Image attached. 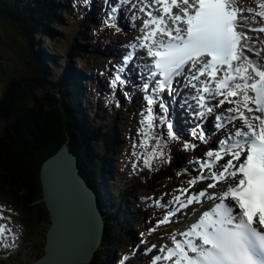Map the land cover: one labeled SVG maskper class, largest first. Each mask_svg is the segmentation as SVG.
<instances>
[{"label":"snow or ice","instance_id":"snow-or-ice-1","mask_svg":"<svg viewBox=\"0 0 264 264\" xmlns=\"http://www.w3.org/2000/svg\"><path fill=\"white\" fill-rule=\"evenodd\" d=\"M258 9H241L237 0H116L103 22L120 32L117 20L122 10H135L133 21L142 19V36L124 45L129 51L110 82L112 86L128 83V65L137 50H146L150 63L138 65L142 89L148 94L143 97L147 106L139 129L144 150L134 153L137 162L142 159L145 167L154 170V163L171 162L173 142H181L182 151L197 149V141L208 144L209 117L214 116L216 133L226 130L211 141L213 147L202 158L185 166V172L189 168L197 172L187 181L188 187L174 189L166 202L153 200L168 211L150 232L171 224L190 206L196 219L185 231L169 233L172 245H162L151 264H264V63L258 59L264 55V40L258 36L253 41L239 30L244 24L249 31L264 33V0H258ZM244 11L253 14L251 21L242 15ZM182 93L180 107L186 106L190 119L184 123L190 128L182 127L171 113ZM226 103L230 107L217 112ZM186 134L192 139L184 140ZM205 180L210 181L207 187L197 190ZM3 211L0 206V219H5ZM17 238L11 228L0 224L4 247L14 246ZM155 248L152 244L145 251ZM131 255L125 254L120 264H127Z\"/></svg>","mask_w":264,"mask_h":264},{"label":"trees","instance_id":"trees-1","mask_svg":"<svg viewBox=\"0 0 264 264\" xmlns=\"http://www.w3.org/2000/svg\"><path fill=\"white\" fill-rule=\"evenodd\" d=\"M252 2L258 5V0ZM67 7L62 0H0V26L9 24L22 37L18 56H4L0 51V196L8 200L11 208L24 214L27 237L37 229L46 237L50 220L41 184V167L69 141L81 173L107 198L101 201L107 222L104 239L90 264H108V257L113 259L123 249L122 244L128 245L130 239L125 238V232L131 230L132 222L139 216L131 213L135 209H130L127 203L120 209L118 218L107 213L108 210L115 213L109 200L117 191L111 185L106 190L103 185L110 184L117 173L114 151L120 148L116 139L119 135L105 111L93 104L89 94L85 95L82 77L70 65L73 56L84 60L89 57L91 47L82 42L89 39L85 35L91 22L83 21L85 28L66 45L68 68L64 67L61 56L51 54L61 52L62 46L50 52L41 50L44 37L61 40L55 28L65 24L60 14ZM3 36L6 37L0 32L1 41ZM5 41L10 43L8 39ZM60 67L63 72L55 74V69ZM180 156L175 153L171 167L161 168L145 183L138 180L139 185L149 190L152 184L164 181V177L170 178ZM135 191L128 185L120 191V196L133 197ZM37 246L35 251L40 252ZM27 259L21 249L11 251L6 259H0V264H22Z\"/></svg>","mask_w":264,"mask_h":264},{"label":"water","instance_id":"water-1","mask_svg":"<svg viewBox=\"0 0 264 264\" xmlns=\"http://www.w3.org/2000/svg\"><path fill=\"white\" fill-rule=\"evenodd\" d=\"M40 176L51 226L46 256L35 264L89 262L101 245L105 223L97 195L68 142L47 158Z\"/></svg>","mask_w":264,"mask_h":264},{"label":"rangeland","instance_id":"rangeland-1","mask_svg":"<svg viewBox=\"0 0 264 264\" xmlns=\"http://www.w3.org/2000/svg\"><path fill=\"white\" fill-rule=\"evenodd\" d=\"M79 1H81V0H79ZM76 4H78V3H76ZM85 4H86L85 0H82V3H81L82 7H84ZM237 6L238 7L240 6L243 9H246V7H248L247 4L245 3V0H237ZM256 9L259 10L258 7ZM64 15L69 20V22H68L69 24H68V26H61L60 27V30H62L63 36H64V40L61 42L62 45H66L67 43H69L72 40V38L74 36L75 29H76V23H77V20L75 18L71 17L69 19L68 15H66V14H64ZM242 15L247 17L249 21H251L252 16H253L252 13H249L247 11H244ZM0 27H1V29H0L1 35L6 36V37L3 36L4 37V38H2L3 42L0 40V51H1V53L4 56L15 57L16 54L18 56V49H19L18 44H19V42H22V37L18 34L17 30L9 24H6V23L1 24ZM240 27L243 29L244 32H247L252 37L253 41H256V38L258 37L257 32L249 31L248 26L244 25V24H241ZM5 29H7V31H5ZM4 39L5 40L8 39L11 44L8 41H5ZM52 46L53 45L51 44L50 47L52 48ZM63 52H64V50L61 52L58 51V53H60V54H63ZM67 58L68 57L64 55V59L67 60ZM103 100H105V99H103ZM115 111H116L115 107H114V109H110L106 115L107 118L109 119L112 116V114L115 113ZM136 146L137 145H135V147ZM124 152H125V150L122 151V153H121V161H120V164L122 166L123 171L121 172L122 173L121 176H119V175L117 176L116 180L122 182L123 184H130V182L133 181L134 177L138 173H140L141 170H143V169L136 168L135 170L130 169V172L126 171L127 168L131 167L135 163L136 156H133L132 160H130L133 163L128 164L127 162L129 159L126 156V153L124 155ZM173 188H176V186H174ZM143 193L146 194L145 192H143ZM147 200H149V198H147ZM6 201L8 202L7 199L2 198L0 196V206H3V209H4L3 215L5 217V219H0V224L6 225L8 228H10L12 226V228H14L17 232L18 231V223L20 224V221H17L18 223H16L15 216H18L17 212H16V208H13L14 211L11 210L10 207L8 206V204L6 203ZM7 206H8V209H7ZM150 212H151V214L149 216L153 219V215H155V218H156L155 211H150ZM20 215H21V211L19 210V216ZM7 217L10 218L9 223L11 226H9V224L6 222ZM24 232H26V231L24 230ZM17 234H18V232H17ZM26 235H27V233H25V236ZM38 237H39V240L44 239L43 233L38 231ZM23 243H25V242H23ZM40 246H41L40 247V249H41L43 246L42 241H40ZM14 264H17V263H14Z\"/></svg>","mask_w":264,"mask_h":264},{"label":"bare ground","instance_id":"bare-ground-1","mask_svg":"<svg viewBox=\"0 0 264 264\" xmlns=\"http://www.w3.org/2000/svg\"><path fill=\"white\" fill-rule=\"evenodd\" d=\"M65 11H63L60 15H62V18L65 20L66 19V17H65V15L64 14H66V15H68V17H69V19L71 18V17H73L74 18V14H73V10H72V7H70V6H68L66 9H64ZM56 13L58 14V11H56ZM85 28V26L83 25V24H81V23H76V29H75V32H74V36H73V38H72V40H74L75 39V36H76V34L77 33H81V31L83 30ZM55 30H56V32H57V34H58V37L57 38H60L61 40H54V37L52 38V37H47L46 38V41H48V43H47V48L48 49H53L54 47H55V44H60L63 40H64V36H63V34L58 30V27H56L55 28ZM89 36H90V32L88 31L87 32V34L85 35V37H88L89 38ZM71 40V41H72ZM70 41V42H71ZM69 42V43H70ZM69 43H67L66 45H68ZM83 44L85 43V41H83L82 42ZM53 45L52 46V48L50 47V45ZM62 44H60V46H61ZM64 62H66V63H68L67 61H64ZM69 64V63H68ZM133 63L131 62L129 65H128V68H129V66H131ZM78 69V67H76V70ZM142 71V70H141ZM55 74H59L58 73V71L55 69ZM83 80V83H82V85H83V87L85 88L86 87V85H87V83H86V81H85V79H82ZM86 93L88 92V91H85ZM184 92H186V91H184ZM101 137V136H100ZM133 147H135V145H133ZM7 204H9L8 202H6ZM11 210H13V208H11ZM14 211V210H13ZM17 212V211H16ZM17 215L18 216H15V219H16V223H18L17 221H20V224L18 223V230L20 231V233H21V235H22V237H23V239H24V241H25V243H24V245H25V251L24 252H22V254H23V256L24 257H27V258H37V259H41V258H43V257H45L46 256V253H44V252H42V250L40 249V247H38L37 246V244L38 245H40V241H42V243H43V245L45 246L46 245V242H47V239H48V236H47V234H45V236L46 237H44V239H42V240H39V237H38V229L34 232V234L33 235H30V237H27V235L25 236V233H27V232H24V230H25V226H26V219H25V217H24V214H21L20 216H19V213L17 212ZM6 221H9V219H8V217L6 218ZM24 225V226H23ZM24 229V230H23ZM26 231V230H25ZM40 232H42V231H40ZM43 233V232H42ZM25 236V237H24ZM38 247V249H39V251L40 252H36L35 250V247ZM100 247H101V245H100ZM100 247H99V249H100ZM99 249L97 250V252L99 251ZM92 261H93V258H92V260H90L89 262L88 261H84V262H81V263H79V264H90V263H92Z\"/></svg>","mask_w":264,"mask_h":264},{"label":"clouds","instance_id":"clouds-1","mask_svg":"<svg viewBox=\"0 0 264 264\" xmlns=\"http://www.w3.org/2000/svg\"><path fill=\"white\" fill-rule=\"evenodd\" d=\"M74 153V152H73ZM75 154V153H74ZM76 155V154H75ZM77 156V155H76ZM77 160H78V157H77ZM80 168V167H79ZM80 172H81V170H80ZM42 184V183H41ZM43 189V188H42ZM7 205V204H6ZM49 228H50V226H49ZM49 228H48V230H47V233H48V231H49ZM19 231V230H18ZM46 233V234H47ZM23 242H25V241H23ZM24 247V246H23ZM24 249H25V247H24ZM41 250L42 251H44L45 253H46V245L45 246H43V248H41ZM25 250H22V252H24ZM7 257H5V258H3V259H6ZM38 260H40V259H37V258H28L27 260H25L22 264H35Z\"/></svg>","mask_w":264,"mask_h":264}]
</instances>
